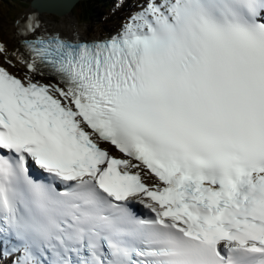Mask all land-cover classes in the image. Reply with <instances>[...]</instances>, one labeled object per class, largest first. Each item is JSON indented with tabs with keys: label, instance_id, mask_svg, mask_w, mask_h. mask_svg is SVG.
<instances>
[{
	"label": "snow or ice",
	"instance_id": "snow-or-ice-1",
	"mask_svg": "<svg viewBox=\"0 0 264 264\" xmlns=\"http://www.w3.org/2000/svg\"><path fill=\"white\" fill-rule=\"evenodd\" d=\"M16 24L28 72L0 64L12 264H264V0H145L93 40L38 11Z\"/></svg>",
	"mask_w": 264,
	"mask_h": 264
},
{
	"label": "rangeland",
	"instance_id": "rangeland-1",
	"mask_svg": "<svg viewBox=\"0 0 264 264\" xmlns=\"http://www.w3.org/2000/svg\"><path fill=\"white\" fill-rule=\"evenodd\" d=\"M18 0H14V2H16ZM12 8H20V6L17 4V3H14L13 5H11ZM2 6L0 5V38L3 39L5 41V43H7V45L13 49L15 46H16V38L17 36L15 35V26L17 25L16 24V21L21 19L22 16L28 12V10L30 9H33L31 7H25V8H22L21 10L20 9H17V12H14L15 15H18L17 17H13L11 14H8V13H5V11H3V9H1ZM7 9V8H6ZM20 10V13L19 11ZM100 8L98 7L97 8V11H99ZM78 13L81 12V15H83V12L82 10L80 11V9L77 11ZM19 13V14H18ZM8 14V15H7ZM43 15L47 16L48 18H50L51 20H53V25L56 26V28H62L64 29L65 31H61V32H65V33H68L70 34L69 31H72V23H65L63 22V18L62 16H59V15H56V14H50V13H46V12H43L42 13ZM76 22L77 24L79 25V33L81 35V37H85V36H90V33L93 32V31H100L101 33H105L104 35H100V34H97L96 36L94 37H103V36H110L111 35V31L113 29V26L115 24H113L112 22L111 23H106V24H103L102 26H96V28L92 27L90 29L89 27V24H82L80 21H78L76 19ZM8 49V51L10 52L9 54L12 56L11 53H13V51L11 49ZM7 53V55H9ZM0 57L3 58L4 60H6V56L3 55V54H0ZM13 61H15L13 58H11ZM12 69L15 70L14 67H12L11 65H9ZM19 67L20 64H18ZM20 75V74H19Z\"/></svg>",
	"mask_w": 264,
	"mask_h": 264
},
{
	"label": "trees",
	"instance_id": "trees-1",
	"mask_svg": "<svg viewBox=\"0 0 264 264\" xmlns=\"http://www.w3.org/2000/svg\"><path fill=\"white\" fill-rule=\"evenodd\" d=\"M112 1L114 0H111V1L109 0H88V1L81 2L80 4H78V6H81L83 15H81V12H79L77 15L79 19L81 20H86L88 17L90 23L92 24V26L94 25L95 28L96 26H102L104 23L111 20V17L116 16V13L112 11L113 9ZM13 3H17L20 6V4H22V1L18 0L14 2V0H0V5L2 6L3 10L8 8L6 10L7 12L5 11V13L10 12L14 14V12H17V9L21 10L22 8L29 6V2H27V5L23 3V7L20 6V8H12L11 5H13ZM97 6H100L101 11H97ZM20 10H18L19 13H20ZM12 16L15 18L18 15L14 14ZM93 19L95 20V22L93 21ZM92 33L93 34H103L100 31H93Z\"/></svg>",
	"mask_w": 264,
	"mask_h": 264
},
{
	"label": "bare ground",
	"instance_id": "bare-ground-1",
	"mask_svg": "<svg viewBox=\"0 0 264 264\" xmlns=\"http://www.w3.org/2000/svg\"><path fill=\"white\" fill-rule=\"evenodd\" d=\"M84 1H88V0H78L75 4L73 3L72 4V8H71V10L69 11L70 13H69V15H65V16H62V18H63V22H65V23H72V31H69L70 32V34H68V33H65V32H61V31H65L64 29H62V28H56V26L55 25H53V20H51L50 18H48L47 16H45V15H43L42 13L43 12H45L46 10H44V11H39V10H34V9H30V10H28V12L27 13H25L23 16H22V18H24V17H26V15L28 14V13H30V12H32V11H38L39 13H40V18L42 19V21L44 22V26L47 28V30L48 31H59V32H61V34H63V35H68V36H71L72 35V33H73V31L75 30V31H78L79 32V25L77 24V22H76V16L74 15V13H73V10L75 9V8H77L76 7V5L79 3H81V2H84ZM21 18V19H22ZM15 28H16V30H15V35L17 36V25L15 26ZM61 30V31H60ZM17 39H18V37L16 38V41H17ZM19 43V42H18ZM17 49H21L20 48V46L17 44V46H16V48H15V51H13V53H16V50ZM12 50V49H11ZM0 61L2 62V64H4V59L3 58H1L0 57ZM6 67H8V69H12L9 65H5Z\"/></svg>",
	"mask_w": 264,
	"mask_h": 264
},
{
	"label": "water",
	"instance_id": "water-1",
	"mask_svg": "<svg viewBox=\"0 0 264 264\" xmlns=\"http://www.w3.org/2000/svg\"><path fill=\"white\" fill-rule=\"evenodd\" d=\"M78 0H34L33 6L40 11L46 10L60 15L69 14L72 4Z\"/></svg>",
	"mask_w": 264,
	"mask_h": 264
},
{
	"label": "clouds",
	"instance_id": "clouds-1",
	"mask_svg": "<svg viewBox=\"0 0 264 264\" xmlns=\"http://www.w3.org/2000/svg\"><path fill=\"white\" fill-rule=\"evenodd\" d=\"M26 3L27 2H29V6L31 7V8H33L34 10H39V9H36L34 6H33V2H34V0H24ZM14 4V3H13ZM1 9H3V8H1ZM8 9V8H7ZM7 9H5V10H3V11H6ZM40 11V10H39ZM7 12V11H6ZM46 13H50V12H47V11H45ZM8 14H10V12H8ZM51 14H54L53 12H51ZM59 15V14H58Z\"/></svg>",
	"mask_w": 264,
	"mask_h": 264
}]
</instances>
